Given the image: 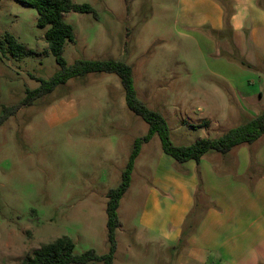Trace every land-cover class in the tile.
I'll use <instances>...</instances> for the list:
<instances>
[{"label": "rangeland", "instance_id": "1", "mask_svg": "<svg viewBox=\"0 0 264 264\" xmlns=\"http://www.w3.org/2000/svg\"><path fill=\"white\" fill-rule=\"evenodd\" d=\"M73 1L90 4L98 18L63 15L75 33V41L65 44L67 65L107 58L131 65L139 99L165 117L174 145L218 138L247 122L239 117L211 125L203 109L191 112L206 104L203 96L199 102L191 98L204 94L215 73L203 43L176 35L177 1ZM37 22L32 7L0 0V116L5 106L21 103L28 90L38 88V79L60 70L45 39L49 26ZM7 33L30 52L12 56L4 43ZM148 131V123L126 106L120 78L106 73L72 78L11 116L0 127V264H26L42 245L63 236L74 241L78 254L93 249L106 255L107 194L121 183L135 140ZM172 162L157 134L142 146L118 209L122 227L116 231L114 264L185 263L184 244L166 249L139 244L149 190L144 188L152 187L157 169Z\"/></svg>", "mask_w": 264, "mask_h": 264}, {"label": "crops", "instance_id": "2", "mask_svg": "<svg viewBox=\"0 0 264 264\" xmlns=\"http://www.w3.org/2000/svg\"><path fill=\"white\" fill-rule=\"evenodd\" d=\"M175 1L176 35L203 43L215 73L204 94L191 98L199 102L203 96L206 104L191 112L196 115L203 109L200 112L211 125L239 117L250 120L263 113L264 0H228L233 2L229 29L224 28L225 11L216 0ZM234 56L248 68L235 62ZM200 183L213 206L188 238L187 251L181 256L184 264L264 262V135L253 145L238 146L225 155L208 152L199 163L175 161L157 169L152 187L144 188L149 190L140 218L139 244L176 247Z\"/></svg>", "mask_w": 264, "mask_h": 264}, {"label": "trees", "instance_id": "3", "mask_svg": "<svg viewBox=\"0 0 264 264\" xmlns=\"http://www.w3.org/2000/svg\"><path fill=\"white\" fill-rule=\"evenodd\" d=\"M36 10L38 14L37 25L40 28L49 26L45 33V39L49 51L55 57L60 70L48 80L38 79L40 86L34 90H28L25 99L14 106H5L0 116V127L14 116L23 106H30L34 101L51 94L58 86L66 84L72 78H82L90 73H106L117 75L125 90L126 106L136 115L140 116L149 125L146 135L137 138L134 142L127 166L122 173V180L118 187L111 189L108 194L106 205L107 213V238L110 244L106 255H98L91 249L82 254L75 251L74 241L63 236L55 241L42 245L34 252V255L26 264H87L101 262L102 264H114L117 251L116 231L122 227L118 216L120 201L131 186L132 173L135 168L142 146L148 143L157 134L162 143L165 154L171 156L177 163L195 161L199 163L201 158L208 152H217L222 155L228 154L234 148L241 145H253L264 135V112L246 123L230 129L215 139H200L189 146H176L170 138V129L165 117L150 109L138 97L135 89L133 68L131 65L111 58L95 60H78L72 66H68L63 56L65 44L75 41L74 28L65 22L63 15L69 12L80 14H93L98 18L97 11L87 3L78 4L73 0H17ZM224 9V28H230V18L233 14V2L228 0H216ZM216 37L218 33H212ZM4 43L12 56L21 58L29 53L26 47L19 43L11 34L7 33ZM241 67L248 68V64L238 57H233ZM254 160V155L251 156ZM213 204L204 194L200 183L195 195V205L182 227L179 244L186 245L190 236L196 233L205 213Z\"/></svg>", "mask_w": 264, "mask_h": 264}]
</instances>
